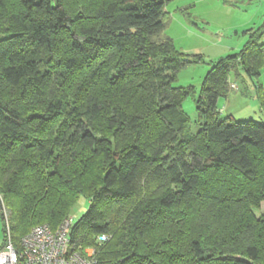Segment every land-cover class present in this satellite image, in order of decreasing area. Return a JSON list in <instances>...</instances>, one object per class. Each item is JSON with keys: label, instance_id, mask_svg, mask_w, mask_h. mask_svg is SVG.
<instances>
[{"label": "trees", "instance_id": "obj_1", "mask_svg": "<svg viewBox=\"0 0 264 264\" xmlns=\"http://www.w3.org/2000/svg\"><path fill=\"white\" fill-rule=\"evenodd\" d=\"M169 1L0 0V210L14 247L82 197L70 251L92 247L96 264H264V236L239 238L223 211L264 195V122L217 109L232 72L258 75L263 45L214 63L199 93L175 87L200 58L163 34ZM258 98L264 111V86Z\"/></svg>", "mask_w": 264, "mask_h": 264}, {"label": "rangeland", "instance_id": "obj_2", "mask_svg": "<svg viewBox=\"0 0 264 264\" xmlns=\"http://www.w3.org/2000/svg\"><path fill=\"white\" fill-rule=\"evenodd\" d=\"M164 11L163 34L172 40L175 48L186 59L200 58L198 62H192L179 71L173 84L175 87L192 86L195 92L199 93L202 80L214 63L238 55L251 39H254L258 45H263L261 49L263 64L258 75H250L241 67L237 72H232L228 77L229 92L226 96L218 98L217 109L220 119L232 117L235 121L264 122V111L258 98L259 88L264 86V0H171L164 6ZM181 109L190 120L187 132H193L191 130L197 127L194 98L191 96L186 98L181 104ZM258 165L264 168V163ZM233 178L235 181L230 180V185L229 182L224 183L225 191L227 188L228 193H231L228 187H232L238 181L237 177ZM225 179H230V173L225 175ZM220 181L213 183L209 180L208 185L216 186ZM149 186L147 177L142 176L137 190L144 192ZM240 191L244 193L245 189ZM88 206L89 202L86 199L79 198L67 218L71 217L73 221L78 219ZM199 207L201 206L192 205L190 209L196 210ZM3 210L2 207L0 212ZM5 211L9 216V211L7 209ZM205 211L203 210L201 214ZM223 211L229 214L231 223L237 230L236 233L239 231V238L264 236V195L250 200V204L245 208L226 207ZM207 220H211V217ZM236 225L239 226V230ZM172 237L174 238V231L166 236L169 240H172ZM107 239L104 238V241ZM0 240H2L1 213ZM97 241L100 242L99 238ZM236 246L240 247L237 243ZM93 251L94 249L89 247L85 249L84 254L89 256ZM93 258L95 260V257Z\"/></svg>", "mask_w": 264, "mask_h": 264}, {"label": "built area", "instance_id": "obj_3", "mask_svg": "<svg viewBox=\"0 0 264 264\" xmlns=\"http://www.w3.org/2000/svg\"><path fill=\"white\" fill-rule=\"evenodd\" d=\"M5 210L4 208L2 214L4 239L0 240V264H96L94 251L89 256L70 251L69 235L73 218H66L55 229L47 224L33 227L21 237L19 247L16 248L10 240V227ZM104 238L99 237V241Z\"/></svg>", "mask_w": 264, "mask_h": 264}, {"label": "bare ground", "instance_id": "obj_4", "mask_svg": "<svg viewBox=\"0 0 264 264\" xmlns=\"http://www.w3.org/2000/svg\"><path fill=\"white\" fill-rule=\"evenodd\" d=\"M2 214H3V212H2Z\"/></svg>", "mask_w": 264, "mask_h": 264}]
</instances>
